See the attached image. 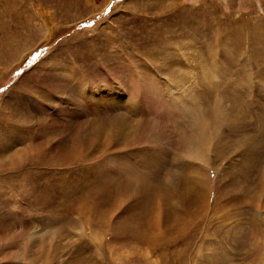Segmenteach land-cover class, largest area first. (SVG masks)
Here are the masks:
<instances>
[{
    "label": "rangeland",
    "instance_id": "1",
    "mask_svg": "<svg viewBox=\"0 0 264 264\" xmlns=\"http://www.w3.org/2000/svg\"><path fill=\"white\" fill-rule=\"evenodd\" d=\"M0 264H264V0H0Z\"/></svg>",
    "mask_w": 264,
    "mask_h": 264
},
{
    "label": "bare ground",
    "instance_id": "2",
    "mask_svg": "<svg viewBox=\"0 0 264 264\" xmlns=\"http://www.w3.org/2000/svg\"><path fill=\"white\" fill-rule=\"evenodd\" d=\"M238 115V114H237ZM218 116H220V115H218ZM222 116V115H221ZM227 116V115H226ZM234 117H236V116H234ZM238 117H239V115H238ZM237 120H238V118H237ZM198 144V143H197ZM200 145V144H199ZM14 227V226H13ZM10 228V227H9Z\"/></svg>",
    "mask_w": 264,
    "mask_h": 264
}]
</instances>
